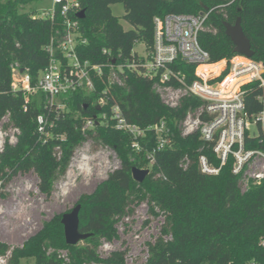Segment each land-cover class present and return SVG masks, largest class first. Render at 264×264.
<instances>
[{
	"label": "trees",
	"instance_id": "obj_1",
	"mask_svg": "<svg viewBox=\"0 0 264 264\" xmlns=\"http://www.w3.org/2000/svg\"><path fill=\"white\" fill-rule=\"evenodd\" d=\"M36 0H0V124L20 131L14 146L5 144L0 154V198L17 176L33 173L39 193L50 198L55 184L64 175L68 161L83 141L112 148L120 167L99 183L91 194L82 195L78 204L79 231L91 234L76 246L65 242L61 217L46 223L22 247L0 242V256L10 253L8 264H89L99 259L97 248L102 239L116 235L114 224L132 211L131 206L146 202L149 213L162 217L159 236L147 244L144 264H248L255 260L264 264V250L258 242L264 236V181L256 184L247 180L244 172H232L235 159L228 157L224 165L198 135L181 136L180 123L189 111H196L201 102L184 98L178 110L168 109L154 92V80L145 77L134 48L145 44L153 48L154 18L168 15L207 13L205 31L199 35L201 47L213 62L231 58L234 45L225 36V24H235L239 18L243 33L250 40L253 60L264 67V0H77L83 19L69 15L79 25L78 57L103 68V80L94 79L95 92L75 93L65 101L63 111L49 107L47 98L37 91L32 95L13 92L12 68L28 69L31 86L35 87L41 72L49 65L48 49L57 46L66 35V16L60 5L53 16L37 17L26 10ZM124 7V22L134 30L124 31L113 16L111 5ZM135 64V70L127 65ZM122 71L118 72V67ZM218 66L210 68L217 69ZM176 69L194 80L193 67L178 64ZM116 72L121 85L109 86V75ZM248 98L250 113L261 110L254 102L259 90L253 89ZM105 91L106 95L102 94ZM107 100L97 109L95 101ZM119 107L127 123L145 130L164 121L169 130L168 142L156 151L154 132L137 140L140 152L133 148L130 134L113 127L110 108ZM26 108V109H25ZM107 114L106 124L100 115ZM45 119L48 134L38 133L37 120ZM97 118L93 130L82 133L87 119ZM64 136V139L61 137ZM60 147V158L57 148ZM154 152V164L146 155ZM204 155L215 175L200 170L199 156ZM186 166V167H185ZM149 170L143 183L132 179V169ZM77 204V205H78ZM61 245L67 256L61 257L49 247ZM125 252H116L105 260L107 264H124Z\"/></svg>",
	"mask_w": 264,
	"mask_h": 264
},
{
	"label": "built area",
	"instance_id": "obj_2",
	"mask_svg": "<svg viewBox=\"0 0 264 264\" xmlns=\"http://www.w3.org/2000/svg\"><path fill=\"white\" fill-rule=\"evenodd\" d=\"M57 5H60L62 15L67 17L66 35L57 46L59 56H54L53 47L48 49L49 65L41 72L35 87L31 86L28 69L13 67L11 89L13 92H22L26 95L42 92L50 108L55 107L56 110L63 111L66 100L75 93L95 92L94 79L103 80L104 76L101 66L82 61L78 57L77 47L83 41L79 39L77 21L68 17L80 11L78 1L54 0V9ZM55 10L37 17H51ZM206 19L205 12L197 15L176 14L154 18L153 48L146 54L149 59L142 64V75L154 80V92L170 110H178L184 98L200 101L198 109L189 111L181 121V136L185 138L198 135L207 147L212 148L213 154L221 160V165L226 163L228 157H233L235 163L232 172L234 174L244 172L243 176L247 180L251 179L259 184L264 181V67L253 58L238 54L229 59L213 62L198 39L205 31ZM180 63L193 67L194 80L188 82L187 75L176 69ZM215 66L218 68L210 69ZM127 67L137 69L135 64ZM117 70L121 72L122 67L119 66ZM109 76V86L112 83L121 85L116 72H111ZM253 89L259 90L254 102L261 106V110L250 113L248 108L251 102L248 98L253 94ZM102 94L106 95V92L103 91ZM106 104L104 96L95 101L99 110ZM110 111L113 127L132 136L135 140L132 145L137 152L142 149L137 140L145 138L147 131L154 132L156 151H162L168 145L169 130L164 121L157 126L141 130L126 122L117 105L112 106ZM100 118V122L106 124L107 114L102 113ZM7 120L8 115L2 123L6 124ZM96 122V117L84 122L81 127L84 136L87 137V132L93 130ZM37 123L38 133L41 136L45 135L43 140L45 142L48 137L45 119L41 116ZM8 131L7 133L2 131L0 124V154L5 144L14 146L20 135V131L15 127L9 126ZM61 139H64V136ZM56 151L59 159L60 147ZM112 152L115 153L112 148L105 146L93 151L91 139L78 145L57 186V198L66 196L79 183L87 185L95 177H103ZM146 158L150 165L154 164V152L148 153ZM198 160L202 173L208 175L218 173L219 169L213 168L204 155H200ZM258 244L264 250V236L259 239ZM103 249L111 250L108 245H103ZM9 257L10 253L0 256V264H8ZM248 264L261 263L252 260Z\"/></svg>",
	"mask_w": 264,
	"mask_h": 264
},
{
	"label": "rangeland",
	"instance_id": "obj_3",
	"mask_svg": "<svg viewBox=\"0 0 264 264\" xmlns=\"http://www.w3.org/2000/svg\"><path fill=\"white\" fill-rule=\"evenodd\" d=\"M110 7L113 16L118 19L124 31L134 30L130 24L123 20L124 7L120 4ZM26 10H34L37 15L54 11V0H36L26 7ZM134 52L148 62L149 58H147L144 43L136 44ZM2 124V131L9 132V126L6 127ZM254 131L253 129L252 132ZM101 147L103 146L93 144V151L99 150ZM119 167L120 162L115 153L112 152L103 177H95L87 185L79 183L75 189L62 198L56 196L57 186L62 177L55 184L50 198L43 197L39 193L38 182L33 173H26V175L13 178L3 191L5 197L0 198V242L11 247H22L23 243L41 231L46 223L58 216L62 218L63 213L70 212L77 206L80 196L91 194L99 183L105 181L106 177ZM131 209L130 214L120 218L114 224L113 229L116 232L114 238L100 241L97 248L99 259L91 261L89 264H107L105 260L116 252H125L124 264L145 263L147 244L159 236V228L163 223V218L150 214L146 202L133 205ZM103 245H108L111 250L104 251ZM49 250H56L61 257L67 256V250L61 245L49 247Z\"/></svg>",
	"mask_w": 264,
	"mask_h": 264
},
{
	"label": "water",
	"instance_id": "obj_4",
	"mask_svg": "<svg viewBox=\"0 0 264 264\" xmlns=\"http://www.w3.org/2000/svg\"><path fill=\"white\" fill-rule=\"evenodd\" d=\"M85 17V11H79L76 14L77 19H83ZM240 19L236 20L235 24H225V36L233 43V53L242 55L244 57L253 58V51L251 49V43L248 38L245 37L242 29ZM22 72V71H21ZM99 110V108H97ZM149 170H141L138 168L132 169V179L137 183H143L146 180ZM81 205L78 204L70 212L63 213L61 218V225H63V233L65 242L69 246H76L80 242L86 240L91 234L82 233L79 231V211Z\"/></svg>",
	"mask_w": 264,
	"mask_h": 264
}]
</instances>
